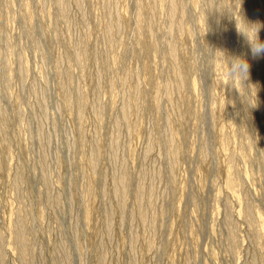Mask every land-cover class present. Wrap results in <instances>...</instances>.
<instances>
[{"label":"rangeland","instance_id":"rangeland-1","mask_svg":"<svg viewBox=\"0 0 264 264\" xmlns=\"http://www.w3.org/2000/svg\"><path fill=\"white\" fill-rule=\"evenodd\" d=\"M255 32L264 0H0V264H264Z\"/></svg>","mask_w":264,"mask_h":264},{"label":"clouds","instance_id":"clouds-1","mask_svg":"<svg viewBox=\"0 0 264 264\" xmlns=\"http://www.w3.org/2000/svg\"><path fill=\"white\" fill-rule=\"evenodd\" d=\"M251 51L254 57L259 56L260 54L264 53V43H260L258 41V37L256 36V32L254 35V39L251 41ZM247 62L243 60H236L234 64H232L231 69L232 72H240V73H247ZM232 72L229 74L231 75Z\"/></svg>","mask_w":264,"mask_h":264}]
</instances>
